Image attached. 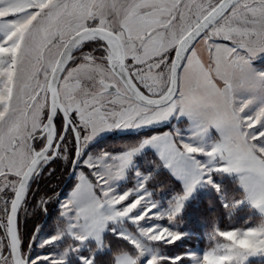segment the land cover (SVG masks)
<instances>
[{"label": "snow or ice", "instance_id": "snow-or-ice-1", "mask_svg": "<svg viewBox=\"0 0 264 264\" xmlns=\"http://www.w3.org/2000/svg\"><path fill=\"white\" fill-rule=\"evenodd\" d=\"M258 54L264 0H0V264H264V70L250 62ZM171 117H187L190 132L83 156L104 130ZM147 147L182 185L166 206L152 198L151 173L115 188ZM56 158L76 183L60 203L62 230L30 252L39 225L26 239L20 213L42 170L56 175L45 167ZM225 176L231 191L217 180ZM200 185L215 199L209 245L197 253L170 225ZM57 195L42 190L34 209L46 212ZM242 210L239 226L218 219ZM125 220L130 230L109 227ZM66 234L62 249H46Z\"/></svg>", "mask_w": 264, "mask_h": 264}, {"label": "rangeland", "instance_id": "rangeland-1", "mask_svg": "<svg viewBox=\"0 0 264 264\" xmlns=\"http://www.w3.org/2000/svg\"><path fill=\"white\" fill-rule=\"evenodd\" d=\"M250 62L253 65V67H255L257 69L264 70V54H258V56L252 58V60ZM184 119H185V117H171L167 121L156 122L152 125L139 126L137 128L104 130L101 133H99L96 137H94L88 143V145L85 146V148L83 150V156L87 157L90 154L94 155V154L99 153L101 150L110 151V152L122 151L124 149V146L126 145L125 142L124 143L121 142L118 144L117 143L116 144L110 143V144H106V145L101 143L102 142L101 140L110 134L113 135V134H122V133H133L136 131H144L145 129H150V132L145 136H151V135H154L155 133H157L159 131H164V130H170V131L171 130H180V131L184 132L185 135H187L190 132V122L185 123ZM166 126H168V128H165ZM162 127H164L165 129H163ZM99 140L101 142H99V144H97V142ZM126 143H128V142H126ZM147 150L152 151L154 153L155 157H157L155 150L152 149L151 147H147L146 149H144L140 153H137L133 158V162H132L131 166L127 170L126 176L115 182V188H116L117 192H123V191L127 190L128 188L134 187L137 184L138 179H139V176L137 175L138 172L144 173V174H148V173L152 174V172H150L149 170H150V167L152 166V164L154 165V160L150 157H146L147 155L145 156ZM136 158L140 159L141 166L144 167L143 170L141 169V167L138 166V164L136 162ZM80 167H83V165L81 164ZM41 174H43L42 178L40 179V176H39V178L35 180V184L37 185V191L32 194L31 199H28L26 201L25 210L22 211L23 220L26 221L29 218L37 216V215L35 216V214H34L35 210H33V208H34L33 205H35L34 202H35V200L38 199L37 197H39L38 195L40 193V190L42 191V189H43L41 187L42 185L39 184L40 181L46 180V185L48 187H49V185H51V187H49L48 192H51L52 190H54V191L56 190L55 192H57L58 195L56 196L55 199H53L49 203L48 210L46 212H44V214H45L44 218L45 219L43 218V220L47 221V222H45L44 225L39 229V231H37L36 240L34 241L33 248L30 249V252L35 251L37 253L45 250V249H40L37 247L39 242L46 239L49 235L55 234L57 231L62 230V228L64 226V218L62 216H60V203L66 198L67 192L65 191V189H66L65 183L68 182V181L66 182V180L68 179L66 174H65V176L63 175L60 177H59V175H55L54 177H49V176L44 175L43 170H42ZM151 176H150V178H151ZM73 178L74 179L76 178L75 174L73 175ZM51 179H53V180H51ZM221 180L222 179L218 180V182ZM50 182H53V183L51 184ZM161 186L162 185L160 184V185H157L156 188L154 186L153 187L149 186V187H150V191L152 192V198L154 200H156L162 206H166L168 200L171 198V196L174 194L175 191L170 186H169L170 188L169 187L168 188H162ZM204 191H205V193L206 192L209 193V192L213 191V189L208 185L198 186L196 191H194V193L185 202V204L188 203V201L193 200L195 196H197L199 193L204 192ZM242 211L244 212V210H242ZM242 211H240L239 213L242 214L241 213ZM46 218L48 220H46ZM152 219L156 220L157 218H152ZM158 222L164 223L165 221L159 220ZM141 223L143 224L144 222L142 221ZM170 226L178 228L179 230H181L185 233V236L181 238L183 241L188 240V241L197 242L196 247H194V248L189 247V249L196 251L197 253H202L206 249L205 246L202 248L198 244V241H199V239L202 238L204 243L208 244L209 240H208L207 235L205 234L202 236V234L196 233L194 231V228L196 227L195 223L187 221V219L184 216V212H182V214H180L177 217L176 223L174 225H170ZM112 227H117L118 230H130L133 227V223L129 220H125L121 224L113 225ZM23 232H24V230H23ZM24 236L26 239L29 237L25 234H24ZM70 240H71V237L67 236V234H66L64 236V238H62L56 242H53V244L51 246H46V249L47 250H54V251L58 252L67 243H69ZM177 243H179V242H177ZM89 246H90V243L86 242L85 246L82 247L81 251L83 252L84 249H87L86 251L88 252Z\"/></svg>", "mask_w": 264, "mask_h": 264}, {"label": "trees", "instance_id": "trees-1", "mask_svg": "<svg viewBox=\"0 0 264 264\" xmlns=\"http://www.w3.org/2000/svg\"><path fill=\"white\" fill-rule=\"evenodd\" d=\"M162 128L165 129V128H168V126H166L165 128L164 127H162ZM149 132H150V129H145L144 131H136L133 133H122V134H113V135L110 134V135L104 137L103 139L101 138L102 142L99 140L97 142V144H99V142H101L104 145L110 144V143H115V144L117 143L118 144L121 142H123V143L125 142L126 145H130V144H134L137 140H140L141 138L145 137V135H147ZM126 142H128V143H126ZM145 156L150 157L154 160V165L152 164V166L150 167V170H149L150 172H152V176L148 181L150 187L154 186L156 188L157 185L161 184L162 186H165L162 188H168L170 186L173 188L174 191L181 190L182 185H181L180 181L173 180V178L170 176L168 171L166 169H164L163 167L157 168V166H155L158 158L155 157V155L152 151L147 150ZM136 162H137L138 166L141 167V169L143 170L144 167L141 166V161L139 158H136ZM45 167H53L56 171V175H59V176H63V175L65 176V174L67 175L68 179L66 180V182L67 181L68 182L65 183L66 184V186H65L66 192L68 190H70L71 188H73V186L75 185V182H76L75 181L76 178L75 179L73 178L74 174L72 176H70L69 168L71 167V165L67 161L56 158L53 160L52 163H50L48 166H45ZM42 176H43V174L40 175V179L42 178ZM53 179H51V180H53ZM220 179H222V180L219 182L222 184H225L229 191H231L233 189V183H232L231 178H229L227 176H225L223 178L217 177V180H220ZM50 183L52 184L53 182H50ZM39 184L42 185L41 187L44 190L46 189L47 192L49 191V187L46 185V180L40 181ZM40 192H41V190H40ZM214 199H215L214 190L209 192V193L208 192L205 193V191H204V192L199 193L197 196H195L193 200L188 201V203L185 204V208L183 211L185 218L187 219V221L195 223L196 227L194 228V231L196 233L202 234V236L205 235L206 218H207V214L209 211V201L214 200ZM51 201L52 200L48 201V205ZM33 210H35L34 214H35V216L36 215L37 216L29 218L26 221L23 220V213L22 212L20 213L21 231L23 232V230H24L23 233L25 235L29 236L28 238L31 237L32 232L35 229L36 225H39V229H40L44 225V223L47 222V221L43 220V218L45 216L43 211H40V210L34 209V208H33ZM241 213L242 214L237 212L231 218L227 214H223V215L218 216V219H219L220 223H222V224H234L236 226H239L241 223H243L247 219V217L249 215V213L247 211H244V212L242 211ZM46 220H48V219L46 218ZM112 226L113 225H110L109 227H112ZM104 235H105V238H106L108 244L111 247H117L122 242L120 238L115 237V235L109 231H106ZM89 243H90L89 248L95 247V241H91ZM123 243H126V242H123ZM196 244H197V242L186 240V241H184V244L181 246L186 247V248H189V247L194 248V247H196ZM198 244L202 248L204 246L207 248L209 245V242H208V244H205L201 238V239H199ZM86 250L87 249H84L83 252L87 253ZM98 255H100V257L102 259L106 258L108 255L107 249L102 250L101 252H98Z\"/></svg>", "mask_w": 264, "mask_h": 264}, {"label": "crops", "instance_id": "crops-1", "mask_svg": "<svg viewBox=\"0 0 264 264\" xmlns=\"http://www.w3.org/2000/svg\"><path fill=\"white\" fill-rule=\"evenodd\" d=\"M184 121H185V123H189L187 117H185ZM73 187H74V186H73ZM72 189H73V188H71L70 190L67 191V193H66V197L70 194V192L72 191Z\"/></svg>", "mask_w": 264, "mask_h": 264}, {"label": "flooded vegetation", "instance_id": "flooded-vegetation-1", "mask_svg": "<svg viewBox=\"0 0 264 264\" xmlns=\"http://www.w3.org/2000/svg\"><path fill=\"white\" fill-rule=\"evenodd\" d=\"M52 162H53V161H50L49 164L52 163ZM46 166H48V165H46ZM71 167H72V166H71ZM69 172H70V171H69ZM40 175H41V174H40ZM59 177H60V176H59Z\"/></svg>", "mask_w": 264, "mask_h": 264}, {"label": "water", "instance_id": "water-1", "mask_svg": "<svg viewBox=\"0 0 264 264\" xmlns=\"http://www.w3.org/2000/svg\"><path fill=\"white\" fill-rule=\"evenodd\" d=\"M74 173L70 171V176H72Z\"/></svg>", "mask_w": 264, "mask_h": 264}]
</instances>
